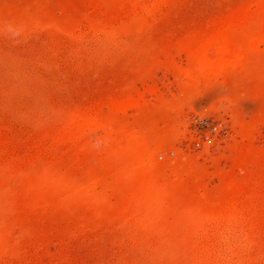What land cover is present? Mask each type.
<instances>
[{
	"label": "rangeland",
	"instance_id": "1",
	"mask_svg": "<svg viewBox=\"0 0 264 264\" xmlns=\"http://www.w3.org/2000/svg\"><path fill=\"white\" fill-rule=\"evenodd\" d=\"M0 264H264V0H0Z\"/></svg>",
	"mask_w": 264,
	"mask_h": 264
},
{
	"label": "built area",
	"instance_id": "2",
	"mask_svg": "<svg viewBox=\"0 0 264 264\" xmlns=\"http://www.w3.org/2000/svg\"><path fill=\"white\" fill-rule=\"evenodd\" d=\"M198 125L201 130H210L212 133L219 136H225L227 134L226 125L208 117L199 118Z\"/></svg>",
	"mask_w": 264,
	"mask_h": 264
}]
</instances>
